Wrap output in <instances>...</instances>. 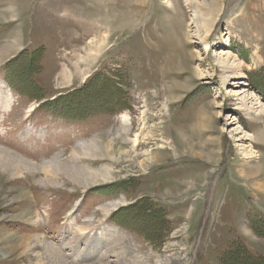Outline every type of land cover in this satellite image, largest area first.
Wrapping results in <instances>:
<instances>
[{"label":"rangeland","instance_id":"obj_1","mask_svg":"<svg viewBox=\"0 0 264 264\" xmlns=\"http://www.w3.org/2000/svg\"><path fill=\"white\" fill-rule=\"evenodd\" d=\"M208 1L0 0V264H264V0Z\"/></svg>","mask_w":264,"mask_h":264},{"label":"bare ground","instance_id":"obj_2","mask_svg":"<svg viewBox=\"0 0 264 264\" xmlns=\"http://www.w3.org/2000/svg\"><path fill=\"white\" fill-rule=\"evenodd\" d=\"M116 1L117 0H112V2H110L111 4H115L116 3ZM169 0H167V2H168ZM199 2H198V6H199V8H201L202 9V11H201V13H202V17H207V16H210V17H213V15L217 12V7L216 6H211L210 5V3H209V1L208 0H198ZM257 6V5H256ZM197 7V6H196ZM200 9V10H201ZM205 19H207V18H205ZM203 19H201V21H202ZM200 21V23L202 24V22ZM208 21V20H207ZM200 23H199V25H200ZM203 26H206V23H205V25H203ZM203 26H202V28H203ZM207 27H208V25H207ZM206 27V30H207V32H208V28ZM17 42V41H16ZM15 48V46L14 45H4L3 47H1L0 48V59L5 55V54H7L8 53V51L9 50H11V49H14ZM87 49V48H86ZM92 50H93V48H89L88 49V51H86L87 53V56H90V55H92ZM97 50H98V48H97ZM87 56H85V57H81L82 59H86L87 58ZM80 58V59H81ZM33 110V108L32 107H30L29 108V112H31ZM126 115H123L122 114V116H121V120H122V122H123V124H124V126H123V128H122V130L123 131H128L129 130V127L127 126V124H128V119H127V117H125ZM149 133H150V131L149 132H147V133H144V135H149ZM140 134H141V132H140ZM137 133L134 135V137L133 138H131L132 139V144H133V147L134 146H137L139 143H137V140H138V137H137ZM143 135V134H142ZM144 137V136H143ZM191 145V144H190ZM107 147H106V150L108 149V146L110 147L111 146V144L109 143V144H107L106 145ZM90 147H92L93 148V150L94 151H96V150H98L99 152H101V150H102V147H101V145L99 146L95 141L94 142H91V144H90ZM84 155H86V156H91L92 154H90V153H83ZM14 154H12V153H10V152H7V151H4V149L3 150H0V162H1V164L2 163H5V161H6V159H7V156H13ZM18 164L20 165V166H24V167H32L31 166V164L28 162V161H26V160H24L21 156H19L18 155ZM47 167H43V169H46ZM249 174L250 173H248L246 176L248 177L249 176ZM253 176V175H252ZM112 177V175H111V173L108 171V170H104L103 172H101V173H99V172H94V173H90L87 177H85L83 180H84V182H86V183H84L85 185H90V184H95V183H97V182H100V181H102V180H107V179H110ZM260 189H263L264 190V182H262L261 184H259V186H258ZM118 205H120L119 203H115L114 205H113V207H114V209L118 206ZM101 209L103 210V211H105L106 213H109V209H107V208H105V207H101ZM48 251H50L51 252V255H56V258H58V260L59 261H63V259H62V254L60 253V251L58 250H56L53 246H49L48 247ZM75 253V255H74V257L76 256H79V254L76 252V251H74ZM106 252H108V251H106ZM111 252L112 253H114V254H117V252L116 251H114V249H112L111 250ZM106 254V253H105ZM104 254V255H105ZM130 261H128V263H129ZM99 264H103V263H99Z\"/></svg>","mask_w":264,"mask_h":264}]
</instances>
